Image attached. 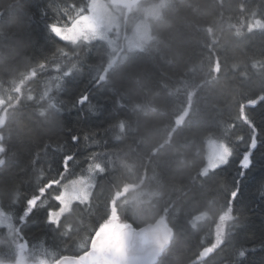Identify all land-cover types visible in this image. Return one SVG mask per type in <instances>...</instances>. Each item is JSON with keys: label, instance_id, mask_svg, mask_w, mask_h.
I'll return each instance as SVG.
<instances>
[{"label": "trees", "instance_id": "obj_1", "mask_svg": "<svg viewBox=\"0 0 264 264\" xmlns=\"http://www.w3.org/2000/svg\"><path fill=\"white\" fill-rule=\"evenodd\" d=\"M89 2L0 0V200L14 224L0 261L23 244L29 263L84 257L107 226L165 219L174 236L156 264H264V0H136L130 25L163 6L123 59L53 32ZM209 137L231 157L203 174ZM88 176L90 199L50 220Z\"/></svg>", "mask_w": 264, "mask_h": 264}, {"label": "rangeland", "instance_id": "obj_2", "mask_svg": "<svg viewBox=\"0 0 264 264\" xmlns=\"http://www.w3.org/2000/svg\"><path fill=\"white\" fill-rule=\"evenodd\" d=\"M134 6L135 2L132 6V4H121L117 0H90L89 10L86 13L74 19L69 25L53 26V32L60 38L72 42L106 40L113 52L117 54V59H123L131 51L143 49L151 40L152 22L160 14L163 4L146 7L143 11L139 8L133 18L132 25H130L128 12L132 11ZM2 105L0 100V109ZM3 120L4 117L1 118L0 123ZM4 151L5 149L0 143V158ZM230 157L231 149L225 142L209 137L206 140V163L202 168V173H209L228 163ZM92 182L93 178L88 176L72 181L65 186L57 197L60 207L57 210H52L50 220L58 222L63 214L71 210L74 202L88 201L94 185ZM2 227L12 230L14 224L11 215L4 210L0 200V231ZM106 229L111 230L112 228L107 226ZM0 264L8 263L1 260ZM14 264L30 263L22 254Z\"/></svg>", "mask_w": 264, "mask_h": 264}, {"label": "water", "instance_id": "obj_3", "mask_svg": "<svg viewBox=\"0 0 264 264\" xmlns=\"http://www.w3.org/2000/svg\"><path fill=\"white\" fill-rule=\"evenodd\" d=\"M182 119L178 124H181ZM173 236L174 231L165 219L142 227L127 224L118 230L105 228L96 235L84 257L65 256L56 264H156Z\"/></svg>", "mask_w": 264, "mask_h": 264}, {"label": "snow or ice", "instance_id": "obj_4", "mask_svg": "<svg viewBox=\"0 0 264 264\" xmlns=\"http://www.w3.org/2000/svg\"><path fill=\"white\" fill-rule=\"evenodd\" d=\"M82 99H86V98H82ZM74 139H78V137H76ZM240 166L244 170H247L248 168H250L252 166V157H251L250 153H246L242 157L241 162H240ZM237 195H238V189H234L230 194L231 200L234 201Z\"/></svg>", "mask_w": 264, "mask_h": 264}, {"label": "bare ground", "instance_id": "obj_5", "mask_svg": "<svg viewBox=\"0 0 264 264\" xmlns=\"http://www.w3.org/2000/svg\"><path fill=\"white\" fill-rule=\"evenodd\" d=\"M217 70H218V66H217L216 71H217ZM184 117H185V114H184L180 119H182V118L184 119ZM180 119H179V120H180ZM183 119H182V121H183ZM179 120H178V121H179ZM177 123H178V122H177ZM181 123H182V122H181ZM178 125H181V124H178Z\"/></svg>", "mask_w": 264, "mask_h": 264}, {"label": "flooded vegetation", "instance_id": "obj_6", "mask_svg": "<svg viewBox=\"0 0 264 264\" xmlns=\"http://www.w3.org/2000/svg\"><path fill=\"white\" fill-rule=\"evenodd\" d=\"M134 0H132V2H133Z\"/></svg>", "mask_w": 264, "mask_h": 264}]
</instances>
